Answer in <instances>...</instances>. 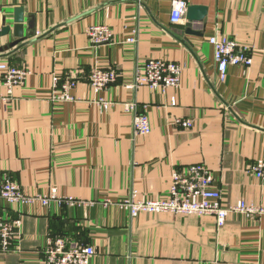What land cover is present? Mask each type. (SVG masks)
Segmentation results:
<instances>
[{
    "label": "crops",
    "instance_id": "crops-1",
    "mask_svg": "<svg viewBox=\"0 0 264 264\" xmlns=\"http://www.w3.org/2000/svg\"><path fill=\"white\" fill-rule=\"evenodd\" d=\"M188 5L207 9L191 27L197 35L186 34V17L171 23V0H0V29L22 7L26 37L0 52V174L26 192L53 185L82 202L18 208L0 200V216L21 220L10 249H0V264H44L48 237L92 245L89 264H264V217L230 213L217 227L212 216L130 217L117 205L132 191L163 196L173 171L195 163L211 170L226 207L264 204V175L249 170L264 161V0ZM95 24L112 31L111 43L90 44L86 29ZM135 31L137 42L126 43ZM217 32L252 58L248 67L228 66L224 81L208 43ZM11 40L0 37V47ZM149 58L178 63L180 86L130 88L135 65ZM8 65L29 74L5 102ZM95 66L119 73L97 94L87 83ZM66 73L77 81L75 99L52 102L53 75ZM99 98L110 106L97 104ZM127 102L148 116L150 133L133 134ZM105 199L111 204L104 206Z\"/></svg>",
    "mask_w": 264,
    "mask_h": 264
},
{
    "label": "built area",
    "instance_id": "built-area-1",
    "mask_svg": "<svg viewBox=\"0 0 264 264\" xmlns=\"http://www.w3.org/2000/svg\"><path fill=\"white\" fill-rule=\"evenodd\" d=\"M188 7V0H171L170 21L178 24L184 21ZM91 45L107 44L113 41L112 31L105 25L95 24L86 29ZM128 44L137 42L135 34L128 38ZM208 43L213 47L214 62L220 81L226 78V71L230 65L248 67L252 58L245 49L238 47L236 41L229 36L217 32L208 38ZM29 71L25 67L8 65L2 74L1 86L3 89V101L12 99L15 90L21 87L27 78ZM118 71L114 67L95 66L87 75V83L94 93H99L113 84ZM181 67L178 63L161 58H149L134 67L132 83L129 86L133 90L147 87L151 90H165L180 86ZM53 89L51 101L70 102L75 97L72 90L76 86V79L72 74L66 73L59 76L53 75ZM105 108L110 103L102 98L96 101ZM175 99H171V104ZM136 102L123 104V112L130 115L131 127L134 135H146L151 131L148 116L137 110ZM177 125L190 127L191 121L176 119ZM257 177L264 175V161L258 160L249 167ZM0 200L6 201L18 208H31L36 205L48 207L52 204L62 206L79 205L78 199L61 195L58 189L50 185L43 192H26L16 180L0 174ZM111 204L109 199L103 201L104 206ZM118 207L130 217H136L141 213H171L175 215L212 216L217 227H222L230 213L241 214L247 217H264V204H250L239 200L234 205L226 207L222 202V194L213 183L211 170L202 163L190 164L182 169H176L171 175V183L168 191L161 197L141 198L132 191L126 198L120 201ZM21 220L8 219L0 216V249H10L12 239L19 233ZM95 254L92 245L70 243L63 237H48L43 250L44 264H89Z\"/></svg>",
    "mask_w": 264,
    "mask_h": 264
},
{
    "label": "water",
    "instance_id": "water-1",
    "mask_svg": "<svg viewBox=\"0 0 264 264\" xmlns=\"http://www.w3.org/2000/svg\"><path fill=\"white\" fill-rule=\"evenodd\" d=\"M207 14V9L204 6L188 5L185 14L186 17V34L197 35L198 32L192 30V26L203 21ZM5 22V21H4ZM24 13L22 7H15L13 10L12 22L10 24H3L0 29V37L10 36L12 40L0 47V52L7 51L16 46L21 45L26 37L24 35Z\"/></svg>",
    "mask_w": 264,
    "mask_h": 264
}]
</instances>
